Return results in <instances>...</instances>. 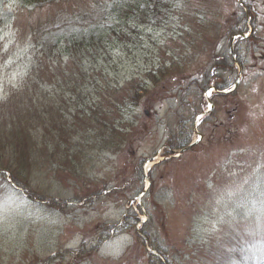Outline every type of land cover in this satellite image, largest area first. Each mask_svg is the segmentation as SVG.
Here are the masks:
<instances>
[{
    "label": "rangeland",
    "instance_id": "374dc122",
    "mask_svg": "<svg viewBox=\"0 0 264 264\" xmlns=\"http://www.w3.org/2000/svg\"><path fill=\"white\" fill-rule=\"evenodd\" d=\"M29 1L32 5V0H0V166L9 168L0 170V264H159L158 256H151L141 242L139 234L145 233L168 251L173 264H264V123L260 121L264 122V110L260 103H246L248 109L241 115L243 139L235 155L244 161H228L225 168L207 166L204 152L210 142L221 144L218 139L224 133L212 129L224 118L216 109L203 122V139L197 146L180 159L151 169L142 206L137 202L144 188L145 157L160 146L180 143L179 120L189 108L181 107L179 100L187 101L194 94L191 88L180 97L169 73L165 82L161 80L164 89L152 79L149 82L147 70L165 62L178 78L184 68L190 72L208 62L211 48L225 34L224 25H230V0H217L210 7L201 1L205 15L198 12V0L185 4L181 0L180 12L174 10L157 26L135 28L138 19L130 14L118 21L111 16L88 26H58L45 35L50 43L47 53L53 48L55 55L47 60L41 57L55 80L59 78L50 88L52 99L43 116L38 114L42 106L37 102L22 101L27 107L17 102L29 96L17 92L29 67L23 52L28 57V50L35 49L29 43L33 37L26 34L30 23L44 14L38 15ZM199 20L204 30L209 26L201 43L195 31ZM111 27L125 34L105 36ZM102 35L105 48L96 58L87 57L85 49L81 58L69 57V41ZM221 42L219 51L229 46ZM238 46L246 55L250 51L242 41ZM246 63H252L250 53ZM131 80L148 82L150 92L135 97L136 83L122 89ZM35 88L30 87L29 93ZM158 95L168 98L161 102ZM121 97L126 103L120 104L117 115L109 101ZM150 104L152 109L147 107ZM66 106L79 114L65 111L64 117L59 116L58 108ZM147 108L149 117L143 112ZM125 125L122 134L114 129ZM18 129L28 141L22 132L13 133ZM185 130L191 133L188 127ZM168 152L164 149L162 155ZM224 152L213 147L209 155ZM244 163L245 169L234 175L235 167ZM143 214L147 221L133 226Z\"/></svg>",
    "mask_w": 264,
    "mask_h": 264
},
{
    "label": "flooded vegetation",
    "instance_id": "af4514ba",
    "mask_svg": "<svg viewBox=\"0 0 264 264\" xmlns=\"http://www.w3.org/2000/svg\"><path fill=\"white\" fill-rule=\"evenodd\" d=\"M244 23V20L242 19L241 21V26L243 25ZM263 25H264V21H262ZM264 27V26H263ZM251 41H254V42H258V41H263L264 40V35H261V37H259V34H254V30H252V33H251ZM264 48V47H263ZM260 59L264 60V53L260 55ZM256 65V63H255Z\"/></svg>",
    "mask_w": 264,
    "mask_h": 264
},
{
    "label": "trees",
    "instance_id": "16d2710c",
    "mask_svg": "<svg viewBox=\"0 0 264 264\" xmlns=\"http://www.w3.org/2000/svg\"><path fill=\"white\" fill-rule=\"evenodd\" d=\"M154 10L155 11H159V8L157 7V6H154ZM157 250H158V252L161 254V255H163V256H165V258H166V260L170 263V258L168 257V252L166 251V250H164V249H162L160 246H158V245H155L154 246ZM161 264V263H160Z\"/></svg>",
    "mask_w": 264,
    "mask_h": 264
},
{
    "label": "bare ground",
    "instance_id": "6f19581e",
    "mask_svg": "<svg viewBox=\"0 0 264 264\" xmlns=\"http://www.w3.org/2000/svg\"><path fill=\"white\" fill-rule=\"evenodd\" d=\"M152 165V163H147L146 165V169L148 170V168Z\"/></svg>",
    "mask_w": 264,
    "mask_h": 264
}]
</instances>
